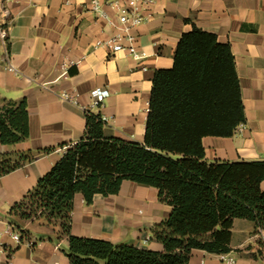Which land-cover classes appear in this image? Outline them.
<instances>
[{
  "label": "crops",
  "instance_id": "obj_1",
  "mask_svg": "<svg viewBox=\"0 0 264 264\" xmlns=\"http://www.w3.org/2000/svg\"><path fill=\"white\" fill-rule=\"evenodd\" d=\"M92 1L0 0V23L8 30L6 50L0 42V108L4 100L26 99L30 128L27 141L0 143V154L55 148L0 178V231L9 224L12 206L59 161L64 153L59 145L83 138L86 112L106 119L105 137L143 143L154 74L172 68L178 42L194 26L231 46L246 118L230 138L203 139L205 160L264 162V0H154L152 19L133 31L145 56L140 62L126 51L109 54L100 47L116 30L91 11ZM62 94L76 103L62 100ZM97 100L102 108H91ZM170 210L156 189L124 182L118 195L96 196L90 206L78 194L71 232L163 252L152 230ZM22 230L29 235L20 245L9 237L0 240V264H69L66 239L57 241L51 229L32 222H24ZM230 248L236 264H264V243L253 222L234 220ZM189 264L223 263L194 251Z\"/></svg>",
  "mask_w": 264,
  "mask_h": 264
},
{
  "label": "trees",
  "instance_id": "obj_2",
  "mask_svg": "<svg viewBox=\"0 0 264 264\" xmlns=\"http://www.w3.org/2000/svg\"><path fill=\"white\" fill-rule=\"evenodd\" d=\"M85 134L8 215L25 237L24 222L47 227L68 241L69 264H189L194 251L230 253L233 222L264 229V162L208 163L203 139L230 138L246 123L235 59L229 44L195 26L177 44L172 68L152 80L143 143L104 135L100 114L85 113ZM30 138L26 99L4 100L0 143ZM55 148L0 154V178ZM124 182L154 188L168 217L154 226L163 252L72 235L75 197L90 206L96 196H116Z\"/></svg>",
  "mask_w": 264,
  "mask_h": 264
},
{
  "label": "built area",
  "instance_id": "obj_3",
  "mask_svg": "<svg viewBox=\"0 0 264 264\" xmlns=\"http://www.w3.org/2000/svg\"><path fill=\"white\" fill-rule=\"evenodd\" d=\"M154 0H104L100 2L98 0L92 1L91 11L98 17V19H104L108 25L112 26L116 30V34L112 35L107 41L100 44V47L104 48L109 54H115L118 51H126L130 58L136 62H140L144 59V54L140 53L136 48V37L133 31L148 23L152 19V7L154 6ZM108 9L110 11L105 10ZM110 13H113L116 17V23L110 18ZM8 40V30L5 23H0V42L3 48L6 50ZM126 43L124 46L123 43ZM10 71H13L12 66H8ZM61 99L70 103H76L73 96L68 94H62ZM100 101H94L91 108H102ZM102 120L106 122V119L102 117ZM242 127V126H240ZM239 127V128H240ZM239 128L237 130H239ZM237 132V131H236ZM4 237H9L12 241L20 245L22 244V236L15 229L14 226L7 224L5 229L0 231V240ZM256 237L259 241L264 243V229H259L256 233ZM29 247L33 244L29 241L26 242ZM216 258L223 264H236L237 260L229 253H223L216 255Z\"/></svg>",
  "mask_w": 264,
  "mask_h": 264
},
{
  "label": "rangeland",
  "instance_id": "obj_4",
  "mask_svg": "<svg viewBox=\"0 0 264 264\" xmlns=\"http://www.w3.org/2000/svg\"><path fill=\"white\" fill-rule=\"evenodd\" d=\"M1 107H2V106H1ZM24 234H25V235H24L25 237H28V235H29L28 232H24Z\"/></svg>",
  "mask_w": 264,
  "mask_h": 264
}]
</instances>
